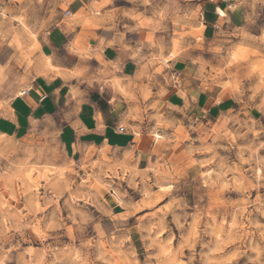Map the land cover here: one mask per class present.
Listing matches in <instances>:
<instances>
[{"label": "rangeland", "instance_id": "rangeland-1", "mask_svg": "<svg viewBox=\"0 0 264 264\" xmlns=\"http://www.w3.org/2000/svg\"><path fill=\"white\" fill-rule=\"evenodd\" d=\"M94 1L112 30L150 33L152 62H189L235 109L196 125L137 108L146 138L177 144L170 163L66 154L45 122L0 136V264H264V0ZM212 2L238 15L215 36L201 19ZM60 4L0 0V108L36 75Z\"/></svg>", "mask_w": 264, "mask_h": 264}, {"label": "crops", "instance_id": "crops-1", "mask_svg": "<svg viewBox=\"0 0 264 264\" xmlns=\"http://www.w3.org/2000/svg\"><path fill=\"white\" fill-rule=\"evenodd\" d=\"M60 1L55 24L38 36L36 75L0 108L1 137L25 138L30 128L45 122L66 154L81 148L106 154L132 151L139 163L153 158L170 163L177 144L170 138L160 144L146 138L137 108L160 102L196 125L235 109V98L221 97L211 84L198 81L189 62L166 55L152 62L157 53L150 33L112 30L105 16H94L99 5L94 0ZM227 7L218 2L205 6L204 34L215 36L220 25L238 17ZM133 114L138 122H131Z\"/></svg>", "mask_w": 264, "mask_h": 264}, {"label": "bare ground", "instance_id": "bare-ground-1", "mask_svg": "<svg viewBox=\"0 0 264 264\" xmlns=\"http://www.w3.org/2000/svg\"><path fill=\"white\" fill-rule=\"evenodd\" d=\"M217 14L220 16V17H225V13L221 10V9H217ZM35 40V39H34ZM36 41V40H35ZM164 63V62H163ZM50 65V64H49ZM156 138L158 139L159 136H156Z\"/></svg>", "mask_w": 264, "mask_h": 264}, {"label": "built area", "instance_id": "built-area-1", "mask_svg": "<svg viewBox=\"0 0 264 264\" xmlns=\"http://www.w3.org/2000/svg\"><path fill=\"white\" fill-rule=\"evenodd\" d=\"M124 132V129L122 128V127H120L119 129H118V133H123Z\"/></svg>", "mask_w": 264, "mask_h": 264}]
</instances>
